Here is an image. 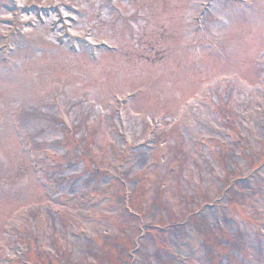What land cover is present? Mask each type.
<instances>
[{
	"label": "rangeland",
	"instance_id": "1",
	"mask_svg": "<svg viewBox=\"0 0 264 264\" xmlns=\"http://www.w3.org/2000/svg\"><path fill=\"white\" fill-rule=\"evenodd\" d=\"M206 1L0 0V264H264V0Z\"/></svg>",
	"mask_w": 264,
	"mask_h": 264
}]
</instances>
